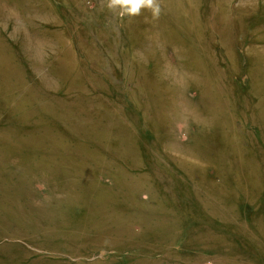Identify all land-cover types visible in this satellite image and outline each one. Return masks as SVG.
<instances>
[{"label": "rangeland", "instance_id": "rangeland-1", "mask_svg": "<svg viewBox=\"0 0 264 264\" xmlns=\"http://www.w3.org/2000/svg\"><path fill=\"white\" fill-rule=\"evenodd\" d=\"M0 0V264H264V0Z\"/></svg>", "mask_w": 264, "mask_h": 264}, {"label": "clouds", "instance_id": "clouds-1", "mask_svg": "<svg viewBox=\"0 0 264 264\" xmlns=\"http://www.w3.org/2000/svg\"><path fill=\"white\" fill-rule=\"evenodd\" d=\"M109 7H121L126 10L129 15H136L140 9H152L158 11V6L154 5V0H109Z\"/></svg>", "mask_w": 264, "mask_h": 264}]
</instances>
